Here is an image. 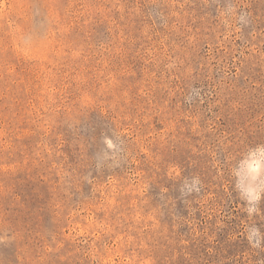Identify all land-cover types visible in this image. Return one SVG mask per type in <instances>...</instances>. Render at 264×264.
I'll return each instance as SVG.
<instances>
[{"label":"rangeland","instance_id":"1","mask_svg":"<svg viewBox=\"0 0 264 264\" xmlns=\"http://www.w3.org/2000/svg\"><path fill=\"white\" fill-rule=\"evenodd\" d=\"M261 148L264 0H0V264H264Z\"/></svg>","mask_w":264,"mask_h":264},{"label":"clouds","instance_id":"2","mask_svg":"<svg viewBox=\"0 0 264 264\" xmlns=\"http://www.w3.org/2000/svg\"><path fill=\"white\" fill-rule=\"evenodd\" d=\"M261 153L262 156H264V148L257 149ZM260 165L255 164L254 166L250 167V172L253 175H256L260 171ZM261 193H264V186H261L259 190H253L249 193L250 199L247 201L248 203H253V202H259L261 199ZM256 209L254 208H248L247 212L249 215H251Z\"/></svg>","mask_w":264,"mask_h":264}]
</instances>
